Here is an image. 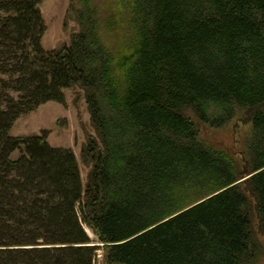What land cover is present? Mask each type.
Returning <instances> with one entry per match:
<instances>
[{
    "label": "trees",
    "instance_id": "1",
    "mask_svg": "<svg viewBox=\"0 0 264 264\" xmlns=\"http://www.w3.org/2000/svg\"><path fill=\"white\" fill-rule=\"evenodd\" d=\"M43 1L0 0V264H264V0H72L51 49ZM66 89L85 181L72 148L12 133ZM230 122L236 151L205 135Z\"/></svg>",
    "mask_w": 264,
    "mask_h": 264
},
{
    "label": "rangeland",
    "instance_id": "2",
    "mask_svg": "<svg viewBox=\"0 0 264 264\" xmlns=\"http://www.w3.org/2000/svg\"><path fill=\"white\" fill-rule=\"evenodd\" d=\"M71 1L44 0L40 5L47 23V30L42 40V45L46 49L69 43L72 34L78 30V23L70 9ZM65 94V103L48 101L36 110L21 116L15 123L12 133L15 135H32L42 134L45 131L50 145L72 148L79 160L82 178L85 181L88 168L80 159V150L85 140L86 131H93L90 113L82 96L76 101L74 100L75 89H66ZM237 130L234 128V123L230 122L220 128H206L205 135L216 145L223 146L230 151H236L240 146V141H237L239 139L236 137L241 134L240 140H242L243 134L248 133L249 125L240 126ZM18 155L19 152H15L13 157ZM86 230L95 241L94 245H102L97 242V237L90 228L86 226ZM260 239L264 242L261 235ZM94 264H103L102 249L98 250ZM114 264L126 263L115 262Z\"/></svg>",
    "mask_w": 264,
    "mask_h": 264
},
{
    "label": "bare ground",
    "instance_id": "3",
    "mask_svg": "<svg viewBox=\"0 0 264 264\" xmlns=\"http://www.w3.org/2000/svg\"><path fill=\"white\" fill-rule=\"evenodd\" d=\"M90 231V230H89ZM88 232V231H87Z\"/></svg>",
    "mask_w": 264,
    "mask_h": 264
},
{
    "label": "water",
    "instance_id": "4",
    "mask_svg": "<svg viewBox=\"0 0 264 264\" xmlns=\"http://www.w3.org/2000/svg\"><path fill=\"white\" fill-rule=\"evenodd\" d=\"M96 245H98V244H96Z\"/></svg>",
    "mask_w": 264,
    "mask_h": 264
}]
</instances>
